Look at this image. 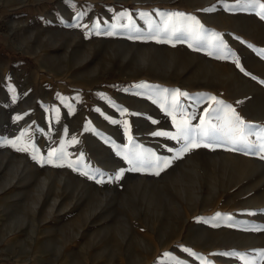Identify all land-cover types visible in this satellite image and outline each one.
<instances>
[{
    "label": "rangeland",
    "instance_id": "obj_1",
    "mask_svg": "<svg viewBox=\"0 0 264 264\" xmlns=\"http://www.w3.org/2000/svg\"><path fill=\"white\" fill-rule=\"evenodd\" d=\"M244 2L0 0V264L261 261L264 231L246 229L264 226V159L201 146L159 176L152 167L153 154L181 147L152 135L175 134L173 115L181 118L170 95L156 90L214 96L264 128L261 9L227 10ZM159 13L196 17L231 57L210 56L187 37L129 38L168 19ZM181 103L198 125L208 103ZM11 140L44 157L63 147L68 161L41 166L32 147L19 152ZM77 161L76 170L67 166ZM96 171L122 175L97 183L82 174ZM217 213L232 220H214Z\"/></svg>",
    "mask_w": 264,
    "mask_h": 264
},
{
    "label": "snow or ice",
    "instance_id": "obj_2",
    "mask_svg": "<svg viewBox=\"0 0 264 264\" xmlns=\"http://www.w3.org/2000/svg\"><path fill=\"white\" fill-rule=\"evenodd\" d=\"M259 7L261 11L257 13L262 19H264V4H255L253 0H245L243 4L237 5L233 8H228V11H237L244 9H254ZM161 16H167L168 19L162 21L161 24H157L154 27L149 28V34L147 36L137 35L130 36V39L134 40H151L156 43L161 42H175L183 41L186 37L194 39L197 42L199 50L204 51L210 49L208 55H215L218 59L227 60L231 57L232 52L228 49L227 45L221 40V38L215 33H208L202 29L199 25V21L194 16H190L183 13H159ZM173 17H183L186 23L177 24L173 21ZM111 35L112 33H107ZM189 47L193 45L189 44ZM236 66L243 72L244 69L237 63ZM245 75H249L247 72ZM254 78V77H253ZM162 91L171 97V107L173 111L179 110L180 119L178 120L173 115L172 123L175 127V134L168 131H155L152 133L154 136L170 138L181 144L178 151H175L174 155L169 157H159L153 154L154 159L152 161V167L155 169L154 175L159 176L161 172L173 165L174 161L183 158L184 154L189 153L192 150L199 149L201 146L208 148L223 147L228 151L235 153H242L249 156L259 155L261 159H264V128H258L253 125L245 124L244 120L235 113V109L231 105L224 104L223 101L218 100L216 97H190L187 93H183L180 90H175L169 94L167 89L156 90ZM181 97L191 102L190 107H195L204 103H208V107L204 109L203 114L199 119L198 125H191L189 118H184V113L189 111L188 108H183L181 103ZM216 107H212V105ZM170 115L172 113H169ZM195 117H191L194 119ZM17 120L21 117L17 116ZM112 123H116V120H112ZM155 123V121H153ZM125 135H129L128 123L124 122ZM25 133H21L24 136ZM255 138L254 140L251 138ZM129 141L131 142V136L129 135ZM8 143L19 152H29V147H32L31 158L37 161L41 166L44 164L52 166H64V162L68 161V154L63 147L59 149H52L47 152L46 157L38 156V152L32 145H26L24 147H17V140L8 141ZM75 143V140H73ZM171 153L174 150L169 148ZM83 159V156L80 157ZM132 164L133 161L129 160ZM67 166L76 170L79 166V161L76 165L71 162L67 163ZM139 170V168H135ZM84 176L89 179H95L97 183L104 182L105 179L109 181H118L121 178L122 173L117 174L110 178H105L103 173L96 171L94 174L91 172H83ZM254 215L255 213H248ZM214 220H228L231 221L232 217H221L219 213L216 214ZM250 231H264V226L259 228L246 229ZM184 251H188L185 249ZM262 259L256 264H264V252L258 254Z\"/></svg>",
    "mask_w": 264,
    "mask_h": 264
}]
</instances>
